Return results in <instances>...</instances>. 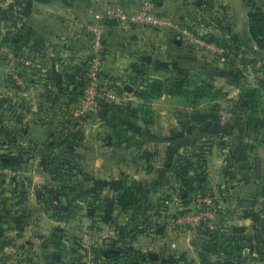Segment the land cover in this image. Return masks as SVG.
<instances>
[{"label": "crops", "instance_id": "0c3cea01", "mask_svg": "<svg viewBox=\"0 0 264 264\" xmlns=\"http://www.w3.org/2000/svg\"><path fill=\"white\" fill-rule=\"evenodd\" d=\"M142 1L0 0V156L10 162L0 168V264H264V218H255L264 208V125L238 107V65L182 31L241 38L232 24L250 21L246 0H152L177 28L108 22L101 79L117 95L79 127L89 24L110 4L134 10ZM180 72L200 84L221 79V95L195 106L140 94ZM181 161L193 162L189 176L202 174L191 189ZM209 192L219 209L210 226L176 231L168 214ZM125 193L133 201L122 206Z\"/></svg>", "mask_w": 264, "mask_h": 264}, {"label": "built area", "instance_id": "2783aa9c", "mask_svg": "<svg viewBox=\"0 0 264 264\" xmlns=\"http://www.w3.org/2000/svg\"><path fill=\"white\" fill-rule=\"evenodd\" d=\"M115 22L122 27H128L133 24L152 27L156 29H168L179 27L168 16L160 14L156 10V5L152 0H143L141 5L134 9H127L119 3L110 4L97 20L89 24V30L93 34V58L89 62L88 72L86 74V85L84 88L83 97L78 108L77 122L80 128H84V115L94 110L100 100L114 99L117 95L115 89L105 88L102 84L101 70L104 61V40L106 24ZM192 44L200 46L204 49L215 53V56L225 55L227 50L218 44L210 43L202 37L196 35L193 31L185 28L182 30ZM12 78L17 86L26 89L28 82L26 77L20 74H12ZM31 108L38 111V104L34 102ZM29 120V115H26L25 121ZM261 218H264V208L260 210ZM219 215V209L216 206L215 197L212 193H200L195 199L192 207H181L177 212L168 214L167 221L174 226L178 232H186L193 229H202L210 226L214 218ZM244 219H238L237 224L243 226Z\"/></svg>", "mask_w": 264, "mask_h": 264}, {"label": "trees", "instance_id": "16d2710c", "mask_svg": "<svg viewBox=\"0 0 264 264\" xmlns=\"http://www.w3.org/2000/svg\"><path fill=\"white\" fill-rule=\"evenodd\" d=\"M246 2L250 6V24H251V36L252 38L264 37V10L261 7H258L254 0H246ZM255 6V7H254ZM254 7V9H252ZM208 41H214L219 46L226 48L227 53L225 54V60L228 62H232L237 55L238 50H235V42L238 41V38L226 37L222 35L215 34H207L205 36ZM83 93L86 85L85 80L83 81ZM240 84V101L238 103V107L241 111L248 113L251 117V121H255L256 123H260L264 125V110L261 109L264 106V80L261 81L260 86H251L248 83L239 81ZM140 94L148 96V97H156L163 94H174L185 96L188 98L192 105L197 106L199 104V99L202 97L213 98L218 96L221 93V90L213 89L210 87L208 83L201 84L197 79H193V77L188 74L179 73V76H172L168 78H164L161 80H154L150 82L146 88L140 89ZM198 163L201 167H203L207 161L205 152L201 151L198 155ZM9 161L7 160V156H0V168L9 165ZM180 167L178 168V172L184 175V183L187 188H193V182H199L202 178V174H195V176L190 175L189 172L191 169H194L193 162H179ZM187 163V164H186ZM64 164L63 167H65ZM64 172V171H62ZM65 174V173H63ZM120 203L122 206L128 205L133 201V198L129 195V193H125L120 198ZM256 221L259 222L261 220V216H256ZM104 220H108V217L103 215ZM238 238L247 239V234L244 231H237ZM238 249L241 250L242 246H238Z\"/></svg>", "mask_w": 264, "mask_h": 264}, {"label": "rangeland", "instance_id": "374dc122", "mask_svg": "<svg viewBox=\"0 0 264 264\" xmlns=\"http://www.w3.org/2000/svg\"><path fill=\"white\" fill-rule=\"evenodd\" d=\"M237 2L238 5H240V1L237 0ZM256 4L264 10V0H257ZM254 7L252 9H254ZM232 26L235 27L236 32L241 36V38L238 37V41L234 43L236 47L235 50H238V53L232 60V63L238 65L239 72L238 70H233L232 73L234 75L239 74V77L236 78L239 81L248 83L251 86L262 87L261 81L264 80V37L252 38L250 21L248 23L238 22L237 24H232ZM214 57L218 60H222V62H227L225 60V55H214ZM214 82L217 87L214 85L212 86V84L210 87L213 89L220 88L219 85H221L220 83L222 80L216 78ZM108 89L113 88L108 87ZM219 95H221V93ZM261 109L264 110V106H262Z\"/></svg>", "mask_w": 264, "mask_h": 264}, {"label": "water", "instance_id": "95a60500", "mask_svg": "<svg viewBox=\"0 0 264 264\" xmlns=\"http://www.w3.org/2000/svg\"><path fill=\"white\" fill-rule=\"evenodd\" d=\"M139 57L145 63L150 64L152 62V54H144V55H140ZM105 109H104V111H105Z\"/></svg>", "mask_w": 264, "mask_h": 264}]
</instances>
